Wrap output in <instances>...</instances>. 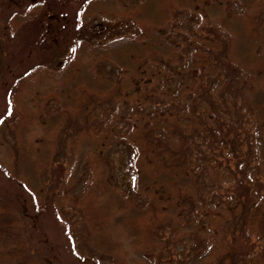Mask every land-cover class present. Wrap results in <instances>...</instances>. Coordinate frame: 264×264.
<instances>
[{
	"label": "trees",
	"instance_id": "1",
	"mask_svg": "<svg viewBox=\"0 0 264 264\" xmlns=\"http://www.w3.org/2000/svg\"><path fill=\"white\" fill-rule=\"evenodd\" d=\"M75 1L77 23L89 24L92 33L79 35L62 65L38 63L27 71L13 89V117L0 121L9 176L36 205L58 199L47 179L57 136L74 121L73 144L88 145L83 158L90 176L80 194L68 197L82 217L78 234L64 224L75 253L91 250L127 264L132 252H144L151 264H166L157 254L165 244L211 230L207 262L264 264V252L230 249L216 231L231 218L247 233L263 232L264 194L254 202L233 196L226 207L216 201L212 211L196 206L195 216L190 211L205 182L203 151L219 145L221 123H235L232 114L251 123L254 167L264 175V0ZM182 11L198 18L189 31L178 25ZM106 103L114 109L101 123L94 111ZM118 141L131 168L125 191L111 180L106 160ZM225 172L226 180L235 176ZM71 180L61 183L63 195ZM165 221L170 228L163 236ZM4 224L0 219V264H38L18 246L4 252Z\"/></svg>",
	"mask_w": 264,
	"mask_h": 264
},
{
	"label": "rangeland",
	"instance_id": "2",
	"mask_svg": "<svg viewBox=\"0 0 264 264\" xmlns=\"http://www.w3.org/2000/svg\"><path fill=\"white\" fill-rule=\"evenodd\" d=\"M78 7L75 0H0V121L13 117V89L27 71L38 63L51 67L62 65L79 35L92 33L89 24L77 23ZM179 19L178 25L184 31H189V23L198 22L197 16L186 11L179 14ZM201 26L202 31L211 30V24L200 23L197 27ZM96 32L98 38L105 34L103 26H99ZM237 103L240 104L239 99ZM113 109L106 103L97 106L94 112L97 111L103 123L110 118ZM232 116L235 123H221L224 126L220 129L219 145L213 144L203 151L201 180L204 178L205 182L197 187L196 199L190 206L192 216H195L197 207L212 211L218 202L224 207L231 205L233 196L254 202L260 194H264V175L254 167L251 123L247 118H241V114ZM236 117H239L238 120ZM1 130L0 134H6L5 129ZM78 133L75 122L67 121L57 136L55 160L47 184L49 192L59 195V198L46 204V207L36 205L31 194L9 176L5 168L8 161L5 145L0 144V219L5 223L3 239L8 242L4 252L18 246L27 260L38 264H113L108 256L90 248L91 255L81 257L73 251L69 237L64 233V224L68 221L76 234L80 232L82 217L76 214V208L70 206L68 197L80 194L90 179L83 158L88 145L78 150L73 144ZM120 142L113 144L106 160L111 180L125 191L130 185L131 168L127 150ZM241 166L244 168L240 169ZM225 171H229L230 178L235 176L226 180ZM69 178L72 180L68 194L63 195L61 183ZM169 228L170 222L165 221L160 230L163 236L168 234ZM208 231L200 237L186 234L165 244L163 251L161 249L162 252L157 254L162 255L161 259L166 264H221L217 258L211 262L204 259L203 249L211 242L212 231ZM216 231L218 239H225L230 249L242 253L264 252V231L247 233L238 228L231 218L218 222ZM118 237L121 235L118 234ZM168 245L172 246L169 251ZM130 256L127 264H151L144 252H132Z\"/></svg>",
	"mask_w": 264,
	"mask_h": 264
}]
</instances>
